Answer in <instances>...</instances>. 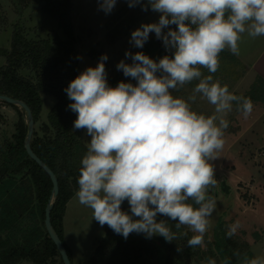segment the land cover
Segmentation results:
<instances>
[{
  "label": "clouds",
  "instance_id": "clouds-1",
  "mask_svg": "<svg viewBox=\"0 0 264 264\" xmlns=\"http://www.w3.org/2000/svg\"><path fill=\"white\" fill-rule=\"evenodd\" d=\"M116 3L100 0V7L107 14ZM128 4L144 11L150 6L160 14L158 22L132 31L130 43L143 48L154 32L172 54L156 61L143 52H125L132 63L121 60L117 69L136 84L121 81L109 86L106 54L69 83L65 92L72 101L69 108L77 114L74 129L86 130L91 137L80 162L75 197L92 210V219L125 239L135 232L146 238L158 235L169 243L177 240L168 221L157 222L160 214L178 221L177 231L187 227L194 233L189 247L203 246L216 208L212 161L224 147L226 116L234 105L245 117L253 110L250 97L230 92L213 74L222 51L239 55L243 34L253 39L264 36V0H128ZM192 81L198 83L187 99L172 94ZM198 95L214 106L212 115L193 110ZM190 199L198 207L188 203ZM124 201L130 213L122 209ZM239 227L238 222L229 225L226 236H234ZM207 264L216 261L209 258ZM241 264H264V256L245 255Z\"/></svg>",
  "mask_w": 264,
  "mask_h": 264
},
{
  "label": "trees",
  "instance_id": "trees-1",
  "mask_svg": "<svg viewBox=\"0 0 264 264\" xmlns=\"http://www.w3.org/2000/svg\"><path fill=\"white\" fill-rule=\"evenodd\" d=\"M46 1L45 12L57 21L66 38H28L17 28L12 35L10 50L0 48V56L6 58V64L0 67V94L25 102L32 110L35 123L40 117L42 95L56 99L48 115V124L42 125L43 134L40 135L34 127L31 146L58 178L59 194L53 204L51 221L73 264L63 239L62 224L66 204L78 190L80 162L87 147L81 139L83 129H74L77 114L69 108L72 101L65 89L80 74L79 55L70 19V0ZM140 52L156 61L171 55L160 50L153 41ZM224 52L234 58L228 51ZM24 70L29 75L21 73ZM119 81L115 77L109 86L115 87ZM252 89L258 90L260 98L264 99V79L260 78V83L253 85ZM255 94L252 92L251 96L257 97ZM8 105L19 111V119L14 141L0 152V264H22L24 260L33 264H64L44 223L52 191L51 179L24 148L25 113L18 106ZM158 215L177 232V240L169 243L161 236L146 238L142 235L125 239L110 231L97 244L92 256L79 264H192L200 247L188 246L192 234L184 229L177 231L174 221ZM183 232L188 235H180ZM233 244L227 236L215 234L213 245H209L210 257L218 256L222 262L227 259L229 264L235 263L239 256L231 248ZM177 247L183 249L182 253L177 252Z\"/></svg>",
  "mask_w": 264,
  "mask_h": 264
},
{
  "label": "rangeland",
  "instance_id": "rangeland-1",
  "mask_svg": "<svg viewBox=\"0 0 264 264\" xmlns=\"http://www.w3.org/2000/svg\"><path fill=\"white\" fill-rule=\"evenodd\" d=\"M46 4V0H0V48L10 50L12 35L17 28L28 38L50 40H54L56 36L66 38L57 21L45 12ZM70 5V19L79 55V72H83L89 66L95 67L101 56L106 54L108 59L104 63L108 84L115 77L119 78V82L136 84L134 79L124 76L122 70L117 69V64L121 60L131 64L132 60L125 56V52L135 54L148 42H155L154 32L149 34L143 48L135 47L130 43V38L132 31L142 24L158 22L160 14L153 11L150 6L147 11L142 10L140 5L129 7L128 0H117L115 7L107 14L100 7V0H70ZM129 24L132 25L128 26ZM263 44V40L260 39L253 43V49L249 50L243 46V51L247 49L252 52L248 58L255 60L263 51ZM219 61V69L213 74L214 80H218L221 85H227L229 91L236 95L250 97L253 110L245 117L234 105L232 112L226 116L229 127L224 132V147L217 154L218 158L212 161L217 185L211 194L215 197L216 208L209 218L210 227L204 235V244L199 247L198 255L192 264H207L209 258L214 259L216 264H222L218 256L210 257L209 245H213L215 234L226 236L228 226L237 222L240 227L230 239L234 243L231 248L239 253V257L232 264H241L245 255L249 259L264 256V99L260 98L258 90L252 89L253 85L260 83L261 77L254 80L247 77L242 80L245 65L240 58H231L224 51L220 53ZM5 64L6 58L0 56V67ZM201 71L204 75L209 74L207 69L201 68ZM21 73L29 75L25 70ZM197 83L198 81H192L179 90H171L172 94L187 99ZM252 92L256 93L257 97L251 96ZM42 100L40 117L35 123V130L39 131L40 135L44 132L42 125L48 124V115L56 102L53 96L47 94L42 95ZM192 108L205 116H210L214 112V106L199 95L192 103ZM19 110L23 112L20 108ZM0 113L1 152L7 144L14 141L13 134L16 131L19 111L0 101ZM24 118L26 121L25 115ZM81 139L85 145L90 141L91 137L86 134V130L82 131ZM221 180H226L231 186L229 193L218 189ZM66 207L64 227L62 224L64 241L71 253L73 264L83 263L92 256L97 244L108 232H115L107 225L101 226L92 219V210L81 205L75 193ZM121 207L130 213L127 201H124ZM156 219L157 222L162 220L159 215ZM181 229L194 235L187 227ZM136 235L146 237L135 232L128 237ZM157 237L159 236L151 238ZM22 264L33 263L24 260Z\"/></svg>",
  "mask_w": 264,
  "mask_h": 264
},
{
  "label": "water",
  "instance_id": "water-1",
  "mask_svg": "<svg viewBox=\"0 0 264 264\" xmlns=\"http://www.w3.org/2000/svg\"><path fill=\"white\" fill-rule=\"evenodd\" d=\"M0 101L5 102L7 104L18 106L25 113L26 122H27V131H26L25 140H24V148L27 154L30 156V158L33 159L49 175L51 182H52V191H51V194L48 200V204L45 209V219H44L45 228H46V231L49 237L52 239V241L56 245L57 250L64 264H71V260L68 255L67 249L51 221V211L53 208V204H54L56 197L59 194L58 178L56 174L54 173V171L44 161H42L40 157L36 155V153L33 151L32 146H31L32 136H33L34 127H35L32 110L22 100L15 99L7 95L0 94ZM218 189H220L222 192L229 193L231 186L226 182V180H221L218 185ZM188 203H191L194 207H198V205H196L195 202L191 199L188 201Z\"/></svg>",
  "mask_w": 264,
  "mask_h": 264
},
{
  "label": "crops",
  "instance_id": "crops-1",
  "mask_svg": "<svg viewBox=\"0 0 264 264\" xmlns=\"http://www.w3.org/2000/svg\"><path fill=\"white\" fill-rule=\"evenodd\" d=\"M260 39L263 40V43H264V36H260V37L253 39V38L249 37L247 35V33H245V34H243L242 39L239 41V48H240L239 55H233L230 51L225 49L226 51H228V53L232 54V56L234 58H240L242 61V64L245 65L246 69L244 71L243 76L241 77L242 80L244 78H247V77L248 78L250 77L253 80L256 79V77H261L262 79H264V44L262 47L263 51L261 52L260 55H258V57L255 60H252V59L250 60L248 58L250 56V54H252V52H249L247 49H245L243 51V46L245 48H248L249 50H250V48L253 49V47H254L253 43L259 41ZM67 207H66V212L64 214V218H63V227L65 225V219H66V215H67ZM63 239H64V236H63Z\"/></svg>",
  "mask_w": 264,
  "mask_h": 264
},
{
  "label": "built area",
  "instance_id": "built-area-1",
  "mask_svg": "<svg viewBox=\"0 0 264 264\" xmlns=\"http://www.w3.org/2000/svg\"><path fill=\"white\" fill-rule=\"evenodd\" d=\"M170 27H172V28H176L175 25H171ZM167 30H168L167 28L164 29L165 32H166ZM154 41L156 42V44H157V46H158V48H159L160 50H162V51L165 52L166 54H172V50H170V49H166V48L164 47V45H163V41H162L161 39H158V38L155 36Z\"/></svg>",
  "mask_w": 264,
  "mask_h": 264
}]
</instances>
